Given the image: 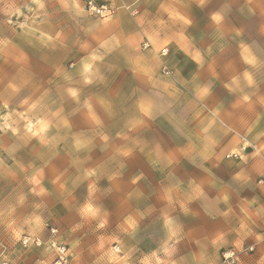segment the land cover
<instances>
[{"label": "crops", "instance_id": "1", "mask_svg": "<svg viewBox=\"0 0 264 264\" xmlns=\"http://www.w3.org/2000/svg\"><path fill=\"white\" fill-rule=\"evenodd\" d=\"M128 1L140 15L120 8L99 23L91 51L55 80L57 97L45 95L54 110L2 137L0 166L8 154L30 167L55 221L78 206L100 219L108 204L130 236L159 224L175 264H222L232 248L237 264H264V23L255 49L243 36L232 54L212 50L229 22L205 19L195 0ZM17 73L20 89L50 75Z\"/></svg>", "mask_w": 264, "mask_h": 264}, {"label": "rangeland", "instance_id": "2", "mask_svg": "<svg viewBox=\"0 0 264 264\" xmlns=\"http://www.w3.org/2000/svg\"><path fill=\"white\" fill-rule=\"evenodd\" d=\"M97 1L112 7L115 13L105 18L92 15L81 0H0V143L7 134L8 139L10 133L17 135L25 126L22 122H28L29 117L44 116L45 112L54 110L52 104L57 105L58 101L51 98L49 109L45 95L51 91L57 97L55 80L73 65L72 58L91 51L100 22L111 20L120 8H125L132 18L140 15L137 3L128 0H120L121 6L114 0ZM195 1L192 5L201 7L200 13L205 19L213 15L209 14L211 12L219 13L230 24L218 33L219 39L212 50L243 52V45L240 47L238 43V38L243 40V36L252 40L255 49V41L261 36L258 27L264 23V0ZM233 30L240 31L242 36L233 40ZM197 32L204 36V30H195V37ZM161 50L165 55L170 52L167 46ZM21 68L50 72L44 79V85L48 83L49 86L20 89L22 84L12 81ZM32 101L33 107L29 109ZM240 156L233 154L227 158ZM5 162L0 166V264H55L56 252L47 247L48 230L55 227L58 230L55 240L67 246L68 264H175L176 255L162 248L163 234L159 224H153L152 235L139 231L135 237L130 236L123 222L110 218L112 206L108 204L104 205L108 212H103L100 219L94 210L89 215L91 218L81 215L77 212L78 206L71 214L72 221H55V214L53 216L48 209L50 206L44 205L42 197L34 193L37 180L32 179L31 168L22 166L20 170L8 154ZM62 212L59 219L65 216ZM25 237L38 238L43 243L25 246Z\"/></svg>", "mask_w": 264, "mask_h": 264}, {"label": "built area", "instance_id": "3", "mask_svg": "<svg viewBox=\"0 0 264 264\" xmlns=\"http://www.w3.org/2000/svg\"><path fill=\"white\" fill-rule=\"evenodd\" d=\"M85 8L86 10L92 14L99 16L101 18H105L111 16L115 13V10L112 7L107 5L99 4L97 0H85ZM50 232L52 234V238L48 242L49 248L56 252V263L55 264H68V256H67V246L63 243H57L55 240V236L57 235L58 230L56 228H51ZM42 245L43 241L38 238H30L25 237L23 239V244L25 246L29 244ZM254 246L246 247L243 252H253ZM241 251H237L236 249H229L223 252L222 254V264H237L239 260Z\"/></svg>", "mask_w": 264, "mask_h": 264}, {"label": "snow or ice", "instance_id": "4", "mask_svg": "<svg viewBox=\"0 0 264 264\" xmlns=\"http://www.w3.org/2000/svg\"><path fill=\"white\" fill-rule=\"evenodd\" d=\"M73 95H75V93H73Z\"/></svg>", "mask_w": 264, "mask_h": 264}]
</instances>
